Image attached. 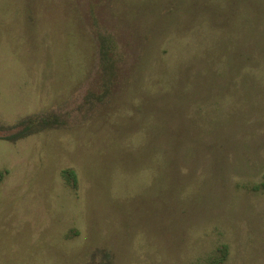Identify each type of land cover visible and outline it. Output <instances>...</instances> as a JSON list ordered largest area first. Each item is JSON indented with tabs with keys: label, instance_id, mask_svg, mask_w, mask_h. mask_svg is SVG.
I'll return each mask as SVG.
<instances>
[{
	"label": "rangeland",
	"instance_id": "374dc122",
	"mask_svg": "<svg viewBox=\"0 0 264 264\" xmlns=\"http://www.w3.org/2000/svg\"><path fill=\"white\" fill-rule=\"evenodd\" d=\"M0 264H264V0H0Z\"/></svg>",
	"mask_w": 264,
	"mask_h": 264
},
{
	"label": "trees",
	"instance_id": "16d2710c",
	"mask_svg": "<svg viewBox=\"0 0 264 264\" xmlns=\"http://www.w3.org/2000/svg\"><path fill=\"white\" fill-rule=\"evenodd\" d=\"M26 128H28V127H24V129H26ZM224 256V255H223Z\"/></svg>",
	"mask_w": 264,
	"mask_h": 264
}]
</instances>
